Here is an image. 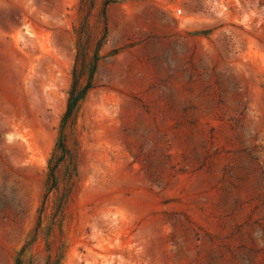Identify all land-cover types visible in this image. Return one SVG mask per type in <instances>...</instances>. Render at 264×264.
I'll use <instances>...</instances> for the list:
<instances>
[{"label": "rangeland", "instance_id": "obj_1", "mask_svg": "<svg viewBox=\"0 0 264 264\" xmlns=\"http://www.w3.org/2000/svg\"><path fill=\"white\" fill-rule=\"evenodd\" d=\"M79 41L101 58L48 190ZM21 253L264 264V0H0V264Z\"/></svg>", "mask_w": 264, "mask_h": 264}, {"label": "trees", "instance_id": "obj_2", "mask_svg": "<svg viewBox=\"0 0 264 264\" xmlns=\"http://www.w3.org/2000/svg\"><path fill=\"white\" fill-rule=\"evenodd\" d=\"M102 16L104 19V34H106L107 29L105 15L103 14ZM82 29H84L83 25ZM75 33L77 34L78 38H80L78 30H75ZM99 48L100 41L97 42L96 47L92 52L88 50L86 43L83 44L81 41H79L76 46L74 64L71 70V84L67 91L66 105L59 123V136L47 162L46 188L48 190L57 189L56 171L59 165L64 161L67 154L65 147V131L67 128L72 129L74 127L79 109L83 101L85 100L88 92L94 88L93 82L95 72L97 70L98 62L101 58ZM38 227L39 222L36 226L35 232ZM32 241H34V235L32 236L31 240L27 242V245H29ZM59 263L60 260L55 259L51 262L48 259L44 264ZM15 264H25L22 253L17 257Z\"/></svg>", "mask_w": 264, "mask_h": 264}]
</instances>
